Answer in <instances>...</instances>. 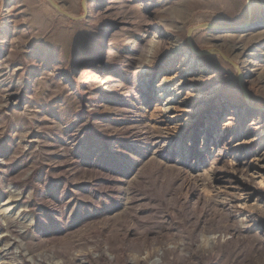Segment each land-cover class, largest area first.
<instances>
[{"label": "rangeland", "instance_id": "obj_1", "mask_svg": "<svg viewBox=\"0 0 264 264\" xmlns=\"http://www.w3.org/2000/svg\"><path fill=\"white\" fill-rule=\"evenodd\" d=\"M54 1L0 0V264H264V0Z\"/></svg>", "mask_w": 264, "mask_h": 264}, {"label": "water", "instance_id": "obj_2", "mask_svg": "<svg viewBox=\"0 0 264 264\" xmlns=\"http://www.w3.org/2000/svg\"><path fill=\"white\" fill-rule=\"evenodd\" d=\"M249 1V0H248ZM48 2L58 11L60 12L61 14L67 16L68 18H70L71 20H76L78 18H81V16L79 17H76V16H73L71 15L70 13L66 12L65 10H63L61 8V6L59 4H57L54 0H48ZM81 5H82V8L84 10V12L86 11V0H82L81 2ZM212 24H209V23H202V24H199V25H196V26H193V27H189L188 30H187V41H188V44L190 46V48L192 49L193 52H195L196 54H212V53H215L217 52L216 50H213V49H209L208 51H196L192 45V42H191V39H190V36L192 34V32L194 30L197 29H200V28H207V27H210ZM217 53H220V55L222 56V58H224L225 60L229 61V63L234 67L236 68V70L238 71V75L240 77V73H239V68L237 65H235L232 61H230L222 52H217ZM240 81V80H239ZM244 93H246L244 91Z\"/></svg>", "mask_w": 264, "mask_h": 264}, {"label": "bare ground", "instance_id": "obj_3", "mask_svg": "<svg viewBox=\"0 0 264 264\" xmlns=\"http://www.w3.org/2000/svg\"><path fill=\"white\" fill-rule=\"evenodd\" d=\"M257 5V2H256V0H249L248 1V6H249V8H250V10L252 11L253 9H254V7ZM254 17V16H253ZM257 17H254L253 18V22H252V25H264V19H262L261 20V22L260 23H256L257 22ZM243 22H245V21H243ZM225 23H231V24H234V25H239L240 27H241V25L243 24V23H240V21H227V22H225ZM249 26V25H248ZM197 29V28H196ZM227 34L226 35H229L230 34V32H226ZM192 42V41H191ZM211 49H213V50H216L217 52H221L219 49H215V48H211ZM195 53V52H194Z\"/></svg>", "mask_w": 264, "mask_h": 264}]
</instances>
